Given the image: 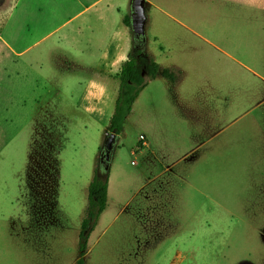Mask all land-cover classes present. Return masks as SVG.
<instances>
[{
	"label": "rangeland",
	"instance_id": "374dc122",
	"mask_svg": "<svg viewBox=\"0 0 264 264\" xmlns=\"http://www.w3.org/2000/svg\"><path fill=\"white\" fill-rule=\"evenodd\" d=\"M146 1L137 49L130 0H0V264H75L116 74L140 51L175 81H148L116 137L84 264H264V0Z\"/></svg>",
	"mask_w": 264,
	"mask_h": 264
},
{
	"label": "trees",
	"instance_id": "16d2710c",
	"mask_svg": "<svg viewBox=\"0 0 264 264\" xmlns=\"http://www.w3.org/2000/svg\"><path fill=\"white\" fill-rule=\"evenodd\" d=\"M123 24L130 30V18L125 16ZM161 77L171 82L175 77L166 69H161L157 63L147 58L142 51L130 52L127 59L120 66L116 78L119 80L117 96L114 102L113 113L109 120L108 131L119 135L123 124L131 112L135 100L140 92L146 87L148 81ZM139 140L141 148L142 141ZM108 176L101 179L96 173L87 187V203L84 211V217L80 224L78 235V259L75 264H84V257L87 253V242L89 234L93 231L98 219L106 209ZM90 227L89 234L84 231Z\"/></svg>",
	"mask_w": 264,
	"mask_h": 264
},
{
	"label": "water",
	"instance_id": "95a60500",
	"mask_svg": "<svg viewBox=\"0 0 264 264\" xmlns=\"http://www.w3.org/2000/svg\"><path fill=\"white\" fill-rule=\"evenodd\" d=\"M150 10V4L146 0H130V32L133 38V44L137 49H143L145 46V29L147 25V13ZM117 135L115 132L105 133V139L100 148L99 162L102 165L104 177L109 171V160L116 142ZM99 171H96L98 175ZM88 226L84 234L89 232Z\"/></svg>",
	"mask_w": 264,
	"mask_h": 264
},
{
	"label": "crops",
	"instance_id": "0c3cea01",
	"mask_svg": "<svg viewBox=\"0 0 264 264\" xmlns=\"http://www.w3.org/2000/svg\"><path fill=\"white\" fill-rule=\"evenodd\" d=\"M259 1L260 0H258L257 2H259ZM226 2H227V4L239 6L242 9H244L245 11L256 10L255 7H253L254 6L253 0H251V1H248V0H227ZM155 80H157V78ZM87 90H88V94L85 95V97L83 98V104L85 107L90 105V109L98 110L97 107H99L100 104L107 103L108 98H109V91L107 89H105L104 87H102V85H98L97 83L90 81L88 84ZM111 96L113 97V100L115 102L114 96L113 95H111ZM114 102H113V106H114ZM112 113H113V111H112ZM112 113H111V115H112ZM107 193H108V188H107ZM178 255H179V252H176L175 256L178 257ZM138 262H139V264H143L142 260H139ZM177 262H178V259L176 258V260H171L168 264H174Z\"/></svg>",
	"mask_w": 264,
	"mask_h": 264
}]
</instances>
